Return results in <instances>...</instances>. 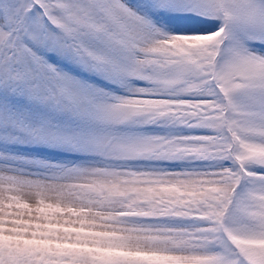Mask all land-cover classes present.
<instances>
[{
  "label": "snow or ice",
  "instance_id": "6c2138e0",
  "mask_svg": "<svg viewBox=\"0 0 264 264\" xmlns=\"http://www.w3.org/2000/svg\"><path fill=\"white\" fill-rule=\"evenodd\" d=\"M0 264H264V0H0Z\"/></svg>",
  "mask_w": 264,
  "mask_h": 264
}]
</instances>
